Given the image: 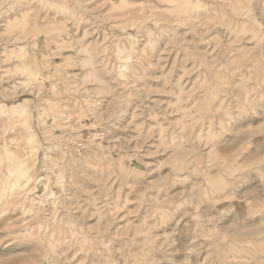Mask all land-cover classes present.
Here are the masks:
<instances>
[{
	"label": "rangeland",
	"instance_id": "rangeland-1",
	"mask_svg": "<svg viewBox=\"0 0 264 264\" xmlns=\"http://www.w3.org/2000/svg\"><path fill=\"white\" fill-rule=\"evenodd\" d=\"M0 264H264V0H0Z\"/></svg>",
	"mask_w": 264,
	"mask_h": 264
},
{
	"label": "bare ground",
	"instance_id": "bare-ground-1",
	"mask_svg": "<svg viewBox=\"0 0 264 264\" xmlns=\"http://www.w3.org/2000/svg\"><path fill=\"white\" fill-rule=\"evenodd\" d=\"M14 41H15V40H14ZM17 42H18V41H17ZM17 45H18V44H17ZM19 48H20V47H19ZM17 49H18V48H17ZM21 50H22V49H21ZM25 50H26V49H25ZM12 52H14V51H12ZM41 78H42V77H41ZM246 133H247V132H246ZM92 151H93V150H92ZM20 186H21V185H20ZM6 199H7V198H6ZM82 204H83V203H82ZM77 205H78V204H77ZM77 207H78V206H77ZM80 209H81V208H80ZM98 209H99V208H98ZM96 217H97V214H96ZM98 217H99V216H98ZM92 223H93V222H92ZM89 224H91V223H89ZM57 226H59V225H57ZM103 227L106 228L105 226H103ZM252 227H253V226H252ZM252 227H251V228H252ZM60 228H62V227L60 226ZM107 228L109 229V227H107ZM260 228H261V227H260ZM62 229H64V228H62ZM62 229H61V230H62ZM54 230L58 231V228H57V229L54 228ZM106 230H107V229H106ZM56 231H55V232H56ZM55 232H54L53 234H55ZM58 232H62V231H58ZM60 234H61V233H60ZM62 235H63V234H62ZM54 236H56V235H54ZM57 236H59V235H57ZM57 236H56V237H57ZM51 237H52V236H51ZM56 237H54V238H56ZM100 237H101V236H100ZM58 238H59V237H58ZM58 238H57V239H58ZM93 247H94V246H93Z\"/></svg>",
	"mask_w": 264,
	"mask_h": 264
}]
</instances>
